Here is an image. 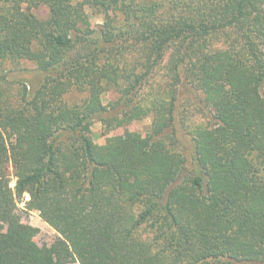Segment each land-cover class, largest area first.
<instances>
[{"label":"trees","instance_id":"16d2710c","mask_svg":"<svg viewBox=\"0 0 264 264\" xmlns=\"http://www.w3.org/2000/svg\"><path fill=\"white\" fill-rule=\"evenodd\" d=\"M184 90L206 127L177 123ZM146 118L145 135L92 138ZM23 212L58 235L40 246ZM72 255L264 264V0H0V264Z\"/></svg>","mask_w":264,"mask_h":264},{"label":"rangeland","instance_id":"374dc122","mask_svg":"<svg viewBox=\"0 0 264 264\" xmlns=\"http://www.w3.org/2000/svg\"><path fill=\"white\" fill-rule=\"evenodd\" d=\"M74 2L78 1H83V0H73ZM89 15H90V20L92 23V26H97L98 24H101L103 22V17L100 15H95L93 14V11L91 9L86 8ZM37 16L40 18H45L46 17V11H37ZM227 39L225 36L219 35L215 36L212 40L209 41V48L210 49H215V50H226L229 47V42H227ZM169 61V55H166L164 62L161 64L160 67L156 69L155 77L151 80V83L154 86L153 92L155 93L157 90L156 88H159V86L163 85L166 81V65L168 64ZM27 67L26 72L23 73L22 75L29 77L28 71L33 70V65L25 64ZM87 97V94H80L76 92H72L70 94H67L64 97V101L68 104H75V103H80L83 99ZM112 99V94H106L103 96V102L107 104L109 100ZM195 97L194 93L190 92L189 90H184L181 91L180 95V100H179V115H178V121L177 123L182 125L181 120H185V124L188 128H195L198 126H207L208 124V119L207 117L200 112L198 109L197 105H195ZM152 119L151 118H146L141 121H137L132 123L128 127L120 128L117 130L113 131H106L103 127V124L100 122H95L93 127H92V138L94 142L98 145H105L108 144L113 137L116 136H124L129 133L133 132H139L143 135H145L151 127ZM178 126L179 128V136L180 138L182 137L181 135L183 134L182 127L183 126ZM16 184V180L13 179L11 186L14 187ZM26 199H29V195H25ZM20 208H23V204L20 205ZM22 224L30 226L32 229H34L35 232V239L36 242L42 246L45 244L50 243L57 235L58 233L51 227L49 226L45 221L42 220V218L39 216L37 212H30V213H22ZM68 263L69 264H80L79 261L75 258V256H70L68 258Z\"/></svg>","mask_w":264,"mask_h":264}]
</instances>
